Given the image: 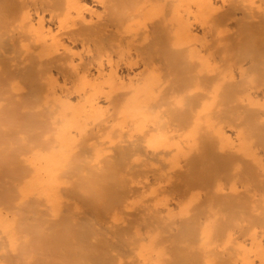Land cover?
<instances>
[{"label": "bare ground", "instance_id": "obj_1", "mask_svg": "<svg viewBox=\"0 0 264 264\" xmlns=\"http://www.w3.org/2000/svg\"><path fill=\"white\" fill-rule=\"evenodd\" d=\"M238 179L264 192V0H0V264H264Z\"/></svg>", "mask_w": 264, "mask_h": 264}, {"label": "rangeland", "instance_id": "obj_2", "mask_svg": "<svg viewBox=\"0 0 264 264\" xmlns=\"http://www.w3.org/2000/svg\"><path fill=\"white\" fill-rule=\"evenodd\" d=\"M239 16H240V17H239ZM239 16H238V19L236 18V20H235V18H233L234 22H236L237 20H240V19H241V21H237V23H238L239 25H238V24H237V25H233L234 22L229 21V20L226 21V23L229 22V23L232 25V26H230V28H231V32H232L231 38H233L234 40H236V39H238V38L240 37L241 29H243L244 26H247V27L250 26V28H248V29H251V27L253 26V24H251V22H254V24H256V22L259 20V17H257V18H258V19H257L256 16H255L254 18L242 17L241 15H239ZM229 17H230V15H229ZM243 18H244V19H243ZM255 18H256L257 21L255 20ZM231 19H232V18H231ZM231 19H230V20H231ZM242 19H243V20H242ZM245 19H247V20H245ZM250 19H251V20H250ZM242 22L244 23V25H241V24H240V23H242ZM243 23H242V24H243ZM235 27H236V28H239V30L236 29ZM234 28H235L236 30H235ZM245 28H246V27H245ZM245 28L243 29L244 31L246 30ZM248 29H247V30H248ZM232 30H233V31H236V32H233ZM230 34H231V33H230ZM236 41H237V40H236ZM236 41H235V42H236ZM233 42H234V41H233ZM119 69H120V70H119ZM119 69H118V70H119V73H120L121 75L123 74V76L125 77L126 75H125V73H124V70L122 71V67H119ZM125 80L128 82L127 77H125ZM165 80H166V79H165ZM127 82H126V84H128ZM165 85H166V84H165ZM167 85H168V84H167ZM170 85H171V84H170ZM170 85H169V88H170ZM167 87H168V86H166V89H167V90H171V89H168ZM165 91H166V90H165ZM165 91H164V92H165ZM166 92H167V91H166ZM172 104H173V102H172ZM174 105H175V106L171 105V106H173V107H171V106L168 107L167 111L170 112L169 114L174 113L173 115H175L176 113H178V111H176V108H178V106H176V104H174ZM174 107H175V108H174ZM171 111H172V113H171ZM166 114H167V113H166ZM169 114H168V115H169ZM178 114H179V113H178ZM164 115H165V113H164ZM164 115H163V116H164ZM168 115H167V116L165 115V117H166L165 120H166V119L168 120L167 122H169V120H170V119L167 118ZM173 115H172V117H174V119L176 120V117H177L178 115H175V116H173ZM169 117H170V116H169ZM172 117H170V118H171V120H170L171 122H170V123H172V122H173L172 120H174ZM165 120H164V121H165ZM175 120H174V121H175ZM175 122H176V121H175ZM163 123H164V122H163ZM165 123H166V121H165ZM165 123H164V125H165ZM170 123H167L166 125H168V124H170ZM166 125H165V126H166ZM125 138H126V137H125ZM125 138H124V139H125ZM127 138H128V137H127ZM241 179H243V178H241ZM241 179H240V180H239V179L237 180V184H238V182H239V184H238V189H236V190H237V193H236V190H234L233 192H231V194H232L231 196L235 198V199H234V200H235V205H234V207H235V208L238 207V211L236 210V212H233V211H235V210H233V209H235V208H233V209L230 208L231 210H230V209L228 210L227 208H225L226 210H223V211H227V212H223V211L221 210L222 208H220V211L223 212V214L226 213V214H224V215H226L227 219H230V217L234 216V219H233V222H232V223H234V222L237 221L238 216H240L239 213L244 212V211L246 210V209H244L246 206H247V208L250 207L251 202H254V201H255V200H251V199H254L256 196H257L256 198H258V197H259L258 194H261V193L264 194V192H263L262 190H258V189L255 188V189L257 190V191H255L254 187H253V190L255 191L256 196L254 195V191L252 192V189L250 190V192L247 191V190L244 191L245 189L243 190V186H241V183H242V182H241ZM242 181H243V180H242ZM225 186H226V185H225ZM227 186H228V184H227ZM240 186H241L242 188H241ZM240 188H241V189H240ZM228 190H229V189H228ZM228 190H227V188H226L225 191H224V194H225V192L228 191ZM242 190L244 191V192H242V194H245V195H242L243 197H242V199H240V198H241V195H240L239 192H241ZM202 192H203V195H204V197H202V198L205 199L206 191L203 190ZM256 192H257V193H256ZM228 193H229L228 195H230V192H229V191H228ZM252 193H253V194H252ZM208 194H210V193H208ZM208 194H207V195H208ZM211 194H212V193H211ZM211 194H210V196H211ZM224 194H223V195H224ZM226 194H227V192H226ZM236 194H238V195H236ZM246 194H247V195H246ZM249 195H252L253 197H252V196L250 197ZM226 196H227V195H226ZM231 196H228V197H231ZM254 196H255V197H254ZM239 197H240V198H239ZM202 198H201V200H202ZM250 198H251V199H250ZM239 199H240V201H238ZM207 200H208V196H207ZM241 200H242V201H241ZM204 201H206V199H205ZM237 201H238V202H237ZM247 201H248V202H247ZM206 202H207V201H206ZM206 202H205V203H206ZM254 203H255V202H254ZM207 204H208V202H207ZM207 204H206V205H207ZM206 205H205L204 202H203V205H201V206H203L204 209H206V208H205ZM201 206L199 207V208L201 209L200 211H199V209L196 210V213L198 214V215H196V216H197L196 218H199V217L201 216V215H199V212L201 213L202 208H203V207L201 208ZM207 206H208V205H207ZM217 207L219 208V206H217ZM239 207H240V208H239ZM241 208H242V210H241ZM236 209H237V208H236ZM240 210H241V211H240ZM197 211H198V212H197ZM205 212H208V210L205 211ZM231 212H233V213H231ZM249 212H250V211H248V210L246 211V213H249ZM227 213H229L230 216H229V214H227ZM201 214H202V213H201ZM203 214H204V213H203ZM203 214H202V215H203ZM205 214H206V213H205ZM205 214H204V215H205ZM221 214H222V213H221ZM242 214L245 215L244 213H242ZM198 216H199V217H198ZM228 216H229V217H228ZM219 217H220L221 222H222V221H223V222L225 221V219H223V220L221 219V215H220ZM222 217L224 218V216H222ZM226 217H225V218H226ZM201 218L204 219V216H203V217H200L199 219H196V220L199 221ZM202 219H201V220H202ZM227 219H226V220H227ZM219 224H221V223L218 222V229H219V230H218L217 232H220V230H221V232H223L224 228H225V229L228 228L227 226H225L224 228H222L224 223L221 224L220 226H219ZM224 225H225V224H224ZM224 232H225V230H224ZM224 232H223V234H224ZM219 234H221V233H219ZM223 234H222V235H223ZM222 235H221V236H222ZM240 235H242V234H240ZM219 236H220V235H219ZM262 237H264V236H262ZM262 237H260V239H261ZM261 241H262V243H263V245H264V240L261 239ZM216 243H219V242H216ZM211 245L213 246V244H211ZM46 247H47V245H46ZM47 248H48V247H47ZM215 249H216L215 252H216L217 250H218L217 252H219V251L222 249V247H220V248H217V247H216ZM222 251H224V250L222 249ZM220 252H221V251H220ZM227 252H228V251H227ZM227 252H223V253H227ZM221 253H222V252H221ZM215 254H216V253H215ZM219 254H220V253H219ZM216 255H217V254H216ZM220 255H221V254H220ZM227 255H228V254H224V257H222V255H221V257L218 256V257H219L218 259H220L221 261H225V259L227 258V257H225V256H227ZM221 258H223V260H222ZM218 261H219V260H218ZM219 263H220V262H219Z\"/></svg>", "mask_w": 264, "mask_h": 264}]
</instances>
